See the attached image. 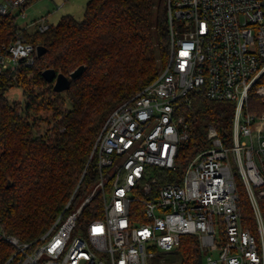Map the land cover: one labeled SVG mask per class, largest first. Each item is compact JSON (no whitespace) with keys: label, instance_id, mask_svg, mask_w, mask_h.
I'll use <instances>...</instances> for the list:
<instances>
[{"label":"built area","instance_id":"2783aa9c","mask_svg":"<svg viewBox=\"0 0 264 264\" xmlns=\"http://www.w3.org/2000/svg\"><path fill=\"white\" fill-rule=\"evenodd\" d=\"M28 1L4 0L0 15L25 18ZM168 21L171 54L161 75L115 109L97 139L96 187L71 211L72 196L38 240L0 235L17 248L19 264H154L158 250L178 251L188 235L202 264H264V0H169ZM51 26L46 17L24 21L0 45V96L38 58L28 34ZM193 95L233 105L230 140L209 125L208 145L181 182H162L192 138L182 111ZM239 182L256 233L246 227ZM98 193L102 215L81 220Z\"/></svg>","mask_w":264,"mask_h":264},{"label":"trees","instance_id":"16d2710c","mask_svg":"<svg viewBox=\"0 0 264 264\" xmlns=\"http://www.w3.org/2000/svg\"><path fill=\"white\" fill-rule=\"evenodd\" d=\"M168 4L169 0H90L83 21L64 15L45 33L28 34L30 42L48 50L13 81L27 99L25 107L10 102L6 93L0 96L2 235L15 236L22 243L40 239L72 196L71 211L98 184V159L92 153L103 125L115 109L156 80L170 58ZM156 6L155 38L150 19ZM17 19V15H0V45L14 39ZM80 65H86V71L66 92H56L43 77L47 69L69 76ZM260 82L264 84V76ZM252 99L257 105L258 98L252 95ZM40 112L52 114L46 132ZM182 112L192 138L178 155L174 176L162 182H181L190 160L208 145L209 125L230 140L233 107L228 102L193 95L191 108ZM239 194L244 216L251 221L246 227L256 233L250 202L240 182ZM101 215L98 193L80 218ZM178 251L182 264H202L195 236H184ZM20 259L17 248L0 237V264H19Z\"/></svg>","mask_w":264,"mask_h":264},{"label":"rangeland","instance_id":"374dc122","mask_svg":"<svg viewBox=\"0 0 264 264\" xmlns=\"http://www.w3.org/2000/svg\"><path fill=\"white\" fill-rule=\"evenodd\" d=\"M89 1L90 0H35L26 6L25 8L26 17L25 18L19 17L17 19V22L19 25H22L23 22L27 20L32 21L36 18L47 17L50 24L56 25L58 24V22L64 15H69V14H72L76 20L83 21L85 7ZM2 2H4V0H0V3ZM14 15H18V11H15ZM156 19H157V6L153 9V13L150 19V24H151L155 38H156V32H155ZM31 31L32 29L30 30V32ZM161 73L162 71L160 72L159 76L161 75ZM6 95L10 102L20 103V105H22L23 107H25L27 104V99L24 96L23 91L20 87H17L14 85V87L8 90ZM253 101L254 100L252 99L251 101L252 107L254 104ZM229 105L230 107H233L231 103H229ZM68 107L69 108L71 107L69 102H68ZM38 116L44 120V122H42L41 124V127L43 128V132H46L48 129L51 128V123L49 120H52V114L48 112H40ZM123 160H124V157H120L117 159V163H120ZM114 170H115V167L110 168L109 172L113 173ZM106 179H108L107 174H106ZM213 256L215 257L216 255L213 254ZM153 263L154 264H182V258H181L179 251L167 253L165 251L158 250L157 257L154 258Z\"/></svg>","mask_w":264,"mask_h":264},{"label":"water","instance_id":"95a60500","mask_svg":"<svg viewBox=\"0 0 264 264\" xmlns=\"http://www.w3.org/2000/svg\"><path fill=\"white\" fill-rule=\"evenodd\" d=\"M47 48L42 45L37 46L38 57L43 56L47 52ZM86 65H80L75 70H73L69 76L62 73H57L54 69H47L43 72V77L45 80L53 85L56 92L62 93L70 89L72 81H76L82 77L86 71ZM2 232V227L0 225V235Z\"/></svg>","mask_w":264,"mask_h":264},{"label":"crops","instance_id":"0c3cea01","mask_svg":"<svg viewBox=\"0 0 264 264\" xmlns=\"http://www.w3.org/2000/svg\"><path fill=\"white\" fill-rule=\"evenodd\" d=\"M69 15H72V14H69ZM73 16V15H72ZM74 17V16H73ZM47 18V17H46ZM48 20V19H47ZM49 22V21H48ZM50 23V22H49Z\"/></svg>","mask_w":264,"mask_h":264}]
</instances>
